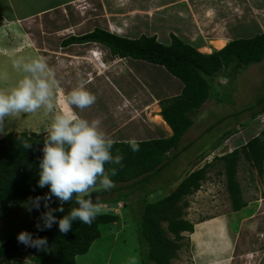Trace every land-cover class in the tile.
<instances>
[{
	"label": "rangeland",
	"instance_id": "rangeland-1",
	"mask_svg": "<svg viewBox=\"0 0 264 264\" xmlns=\"http://www.w3.org/2000/svg\"><path fill=\"white\" fill-rule=\"evenodd\" d=\"M5 5L0 3V11H6L7 15H21L31 11L24 4L2 9ZM32 5L37 8L42 6ZM2 20L0 18V53L6 52L10 47H15L16 53L15 57L10 58L0 55V91H10L23 78L21 70L14 67L17 62H29L37 57L44 59L54 84L52 111L41 108L33 113L19 112L10 115L0 123V139L8 133L23 132L38 133L45 137L46 129L55 116L70 115V108L80 119L98 121L100 129L103 132L105 129V135L115 126L120 131L123 125L128 124L127 133L134 132L136 136L123 137L121 134L124 133V127L121 129L120 139H115L118 138L117 133L109 134V137H113L109 139L114 142H127V139L137 138L141 128L149 130L150 125H162L153 120L160 115V105L157 112L154 103L149 114L145 115L135 104L139 103L138 98L143 96L142 100L145 101L146 96L150 95L171 96L170 92L176 85H182L181 82L165 68L145 61L128 59L127 65L123 66V61L114 60L109 50L102 45L88 43L63 47L62 41L70 36H80L95 28H102L133 39L141 35L156 36L161 44L169 46L170 36L174 34L199 52L211 54L221 50L211 44L215 39H226V46L229 40L249 39L264 32V0H85L40 17ZM206 49L210 51L207 52ZM91 51L102 53V60L97 61ZM81 79L87 81V90L96 97L94 104L83 110L67 101L68 94ZM213 81L220 101L213 92V97L191 115L194 125L180 139L178 150L167 153L165 168L146 186L135 185L137 189H134L136 191L130 197L122 194L120 198L128 205L122 201L120 212L107 210L106 207L110 205L99 204V213H113L122 218L102 227L101 238L95 241L96 244L93 243L90 254L82 258L80 264H143L145 251L144 245H141L136 215L144 206L145 201L143 203L140 200L144 192L149 193L146 201L160 200L169 195L177 187V183L191 171L211 163L207 173L210 172L213 180L208 184H211V188L214 186L213 193L218 198L225 185V163L219 157L230 154L233 144L249 141L264 131V113L253 116L264 105V102L258 104L264 98V59L247 68L232 64L222 69ZM118 101L123 102L121 107L124 109L127 106L133 108V115L128 113L120 122L117 119L118 111L113 110ZM129 118L139 119L142 123L139 126ZM229 131H233L235 136H226ZM261 138L264 141V136ZM182 151H186V154L182 155ZM239 159L242 163L237 167L238 180L243 187L253 189L257 185L255 179L258 176L260 181L264 180V164L259 173L257 167L246 161L242 153L239 154ZM125 186L119 184L113 188ZM205 188L203 191H207V187ZM255 189H258L257 186ZM117 196L118 193H113L92 199L95 202ZM116 203L113 202L112 206ZM75 206H63L64 211H57L54 215L61 219ZM59 207L61 206L50 208ZM47 210L40 206L39 210L33 208L29 212L24 205H14L4 215L0 212L3 215V218L0 217V245L23 230L35 228L37 224L43 226L40 217ZM8 215L10 217L4 218ZM180 243L181 249L171 264L189 263L186 236H183Z\"/></svg>",
	"mask_w": 264,
	"mask_h": 264
},
{
	"label": "trees",
	"instance_id": "trees-1",
	"mask_svg": "<svg viewBox=\"0 0 264 264\" xmlns=\"http://www.w3.org/2000/svg\"><path fill=\"white\" fill-rule=\"evenodd\" d=\"M4 8L7 9L6 6L2 7ZM170 37L171 44L166 46L161 44L156 36L141 35L133 39L121 37L106 29L95 28L80 36H70L61 43L63 47L88 43L102 45L113 57L140 60L163 67L183 85L178 96L159 102L160 114L171 128L172 136L168 139L136 141L139 145L137 152L131 151L127 142H114L112 154L115 156L119 150V154L123 156L122 164H105L104 167L106 171L116 169L117 174L110 177L114 186L119 184L126 186L117 189L112 187L109 190L95 188L91 191L90 198L99 199L118 193L116 198L109 197L106 202H120L123 201L120 198L122 194H128L130 197L135 193L134 189H137L135 185L140 184L142 187L149 184L152 178L165 168L167 153L178 148L180 139L194 125L191 115L199 111L205 102L213 97V92L216 93L213 80L217 74L232 64L247 68L261 63L264 59V32L249 39L231 40L223 49L211 54L199 52L174 34ZM218 95L216 93L215 96L220 101ZM263 102L264 98L258 104ZM263 113L264 105L253 116ZM232 135H234L233 131L226 133L228 137ZM262 136L264 131L260 136L250 139L240 150L219 157L225 163L227 187L235 210L242 208L240 189L235 178L239 154L242 153L252 162L260 173L264 164ZM44 139L41 134L27 132L8 133L0 139V212L3 215L12 206L24 205L30 197H44L49 192L48 187L37 186ZM25 143L32 146L27 148ZM210 166L211 163L205 164L202 168L189 173L169 195L160 200L146 201L149 193L144 192L140 199L143 203L145 201L144 206L136 215L141 245H144L145 251L143 264H171L177 258V253L181 249L182 234L193 231V225L185 219V210L189 206L186 197L201 188ZM95 203L99 205L100 200ZM74 204V201L73 203L69 201L63 206ZM41 206L44 207L43 200ZM57 206H61L60 201L52 197L49 207ZM2 214L0 217L3 218ZM119 220L120 217L113 213H98L91 225L76 221L66 234L60 233L58 224L44 231H38L37 227L23 230L32 233L34 239L46 238L47 249L38 250L19 243L17 236L21 231L0 245V264L4 258L10 260L26 254L31 261L40 264H75L77 256L87 254L93 243L101 238L102 227Z\"/></svg>",
	"mask_w": 264,
	"mask_h": 264
},
{
	"label": "clouds",
	"instance_id": "clouds-1",
	"mask_svg": "<svg viewBox=\"0 0 264 264\" xmlns=\"http://www.w3.org/2000/svg\"><path fill=\"white\" fill-rule=\"evenodd\" d=\"M3 21V20H2ZM97 61L102 60V53L91 51ZM95 53V54H94ZM100 54V55H99ZM103 63V62H102ZM14 67L24 74L17 85L10 91H0V123L12 114L33 113L44 108L49 112L53 109V84L49 69L42 57L29 62L19 61ZM87 81L81 79L78 85L68 94L67 101L75 108L83 110L94 104L96 97L87 90ZM42 158L39 162L38 187H48L44 197L29 198L24 204L27 211L39 210L41 201L48 209L40 219L43 227L37 224L38 231L51 229L58 224L62 234L68 233L73 223L91 225L100 212L98 203L90 198L95 188L109 190L114 186L111 176H115V168L105 170V164H122L123 156L112 154L114 141L108 139L100 129L98 121H87L76 115L59 114L46 129ZM131 151H139L135 139L127 141ZM32 145L25 143V147ZM52 197L60 201L61 207L52 209L49 202ZM88 197V198H86ZM75 203L67 215L57 219L55 212H63V204ZM17 240L26 247L45 250L48 247L46 238H33L32 233L22 231Z\"/></svg>",
	"mask_w": 264,
	"mask_h": 264
},
{
	"label": "crops",
	"instance_id": "crops-1",
	"mask_svg": "<svg viewBox=\"0 0 264 264\" xmlns=\"http://www.w3.org/2000/svg\"><path fill=\"white\" fill-rule=\"evenodd\" d=\"M84 1L85 0H30V1L0 0V3L6 4L5 6L7 8L13 7L12 5H17V4L18 5L24 4L27 8H31L30 12L26 11L25 14H21V15L18 13H14L15 15H7L6 11L4 12L0 11V18H3V20L5 21L26 20L33 17H40L44 14L53 12L55 10H59V8L60 9L64 8L76 2H84ZM20 2H24V3H20ZM32 4H40L42 6L40 8H37ZM23 10H25L24 7ZM229 42L230 40L228 41V43ZM14 51H15V47H10L6 49V52L8 53L3 51V53H0V55L3 54L7 58L15 57L16 52ZM128 59L129 58L120 59L118 57H114V60L116 61L118 60L123 61L122 62L123 66L127 65L126 61ZM114 60L113 62H115ZM182 87L183 85L180 86L176 85L174 90L169 94L171 96L154 97L153 95H150L149 97L146 96L147 100L145 101L142 100L144 99V97L141 96L140 98H138L140 100L139 103H135V104L138 106L139 111H141L142 114L148 115L149 114L148 111L152 108L154 103L159 109L158 105L161 100L178 96L181 93ZM122 105L123 102L118 101L115 103L113 107L116 108L113 109L115 112L118 111L117 119L119 120V122L121 121V118L126 117L128 113L130 115L131 114L133 115V108L131 109L130 107L127 106V108L124 109L121 107ZM68 112H70V115H76L74 112H72L70 108H68ZM76 116L80 118V116L78 115ZM129 119L132 122H136L140 126L141 120L131 119V118ZM161 119L163 122L161 126L150 125L149 130L146 128H144L143 130L141 128L140 132L137 135V138H130L127 140L135 139L136 141H147L153 139L170 138L173 134L172 130L166 124V122L163 120L162 117ZM115 124L117 125V122ZM127 125L128 124L123 125L120 128V131L117 130L118 128L117 126H115L116 128H113V130H109L107 132H110L109 134L111 135L112 134L116 135L117 133L118 138L115 139H120L121 129L124 127L123 129L124 133L121 134L123 137L127 138V137L136 136L134 132L127 133L129 132L127 131ZM145 130L149 132H146ZM109 134L106 135L107 138L108 139L113 138V137H109L110 136ZM123 141L124 140H121L120 142ZM247 142L248 141H240L233 144L234 147L229 152L232 153L233 151L242 148L247 144ZM184 154H186V151H182V155ZM245 160L251 163L253 166H255L252 162H250L246 158ZM241 163L242 162L239 159L237 163V167H239ZM237 167H236L235 178H237L236 182L239 185V189H240V202L242 204V208L240 210L234 209V203L227 187V179L225 173H224L225 185L223 186L221 192L218 194V198H216L217 195H214L213 193L214 186H212L211 188L210 186L211 184H208L211 183V181L213 180V177L211 176L210 172L209 174L206 173V178L202 182L201 188L196 193L186 197V201L188 202L189 206L185 210V219L188 220L193 225L192 232H184L182 234V237L186 236L187 238V249H188V259H189L188 264H264V180L260 181L259 176L257 179H255L257 182L256 186L258 189H255L256 186H254L253 189L249 188L248 186L243 187L238 180L239 173L237 174ZM256 175H258L257 172ZM205 187H207V191H203L204 189H206ZM106 200L108 199L106 198L104 199V201L103 200L100 201V204L103 203L104 205H110L109 209L115 210L117 213L118 211L120 212L117 203H122V201L117 202L115 206H112L113 205L112 202L108 203L106 202ZM197 200L198 201L201 200V201L198 202ZM202 200L204 202H202ZM109 209L107 208V210ZM8 217L10 216L8 215L5 216L4 218H8ZM120 218L122 217L120 216ZM94 244H96V242ZM91 248L87 254L77 256L75 264H80L81 259L86 258L88 254H90ZM251 254L253 255V258L249 257V255ZM2 264H40V263L31 261L28 258V255L26 254L21 257H14L10 260L4 258L2 260Z\"/></svg>",
	"mask_w": 264,
	"mask_h": 264
},
{
	"label": "bare ground",
	"instance_id": "bare-ground-1",
	"mask_svg": "<svg viewBox=\"0 0 264 264\" xmlns=\"http://www.w3.org/2000/svg\"><path fill=\"white\" fill-rule=\"evenodd\" d=\"M226 42H227L226 40H224V39H222V38H218V39L213 40V41L211 42V44L214 45V47L217 48V49L219 50V49H222V48L225 46ZM206 51L209 52L210 49H206ZM156 111L158 112V108H157ZM153 120H154L156 123H158V124H162V123H163V122H162V119H161V117H160L159 115H157ZM164 124H165V123H164Z\"/></svg>",
	"mask_w": 264,
	"mask_h": 264
},
{
	"label": "built area",
	"instance_id": "built-area-1",
	"mask_svg": "<svg viewBox=\"0 0 264 264\" xmlns=\"http://www.w3.org/2000/svg\"><path fill=\"white\" fill-rule=\"evenodd\" d=\"M95 54V53H94ZM100 55V54H99ZM118 205V209H120V208H122L123 207V203H118L117 204ZM110 211L112 210V209H109ZM114 212H116L115 210H114ZM249 257L250 258H253V255L251 254V255H249Z\"/></svg>",
	"mask_w": 264,
	"mask_h": 264
}]
</instances>
